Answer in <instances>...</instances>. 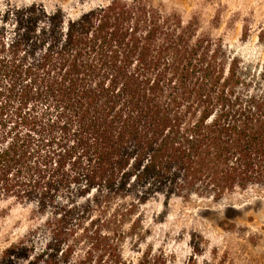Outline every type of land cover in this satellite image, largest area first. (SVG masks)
Listing matches in <instances>:
<instances>
[{"label":"trees","instance_id":"16d2710c","mask_svg":"<svg viewBox=\"0 0 264 264\" xmlns=\"http://www.w3.org/2000/svg\"><path fill=\"white\" fill-rule=\"evenodd\" d=\"M1 23L0 199L49 217L0 264H175L125 257L151 233L142 205L264 191V90L194 22L112 0L13 7ZM38 109L49 141L27 130Z\"/></svg>","mask_w":264,"mask_h":264},{"label":"rangeland","instance_id":"374dc122","mask_svg":"<svg viewBox=\"0 0 264 264\" xmlns=\"http://www.w3.org/2000/svg\"><path fill=\"white\" fill-rule=\"evenodd\" d=\"M110 1L0 0V26L4 13L13 7L36 3L71 14ZM149 1L166 14L179 16L185 25L194 22L200 34L222 41L228 55L255 74L256 90H264V0ZM39 109L36 125L27 130L44 133L49 141V117ZM46 143L45 152H49V142ZM162 203L142 205L148 224L153 222L151 233L138 245L127 243L123 248L125 257L135 260L138 251L151 249L166 252L175 264H264V191L237 192L219 204L195 197L188 201L172 199L169 205ZM118 206L121 205H113ZM162 212L165 214L157 220L156 215ZM48 217L49 210L45 216L37 201L25 204L0 199V255L31 231L45 234Z\"/></svg>","mask_w":264,"mask_h":264}]
</instances>
